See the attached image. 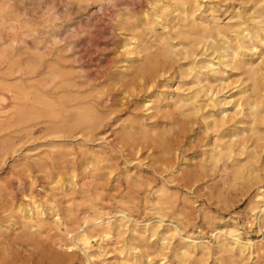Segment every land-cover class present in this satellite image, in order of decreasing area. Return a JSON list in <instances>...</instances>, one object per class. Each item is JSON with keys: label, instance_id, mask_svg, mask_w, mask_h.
<instances>
[{"label": "rangeland", "instance_id": "374dc122", "mask_svg": "<svg viewBox=\"0 0 264 264\" xmlns=\"http://www.w3.org/2000/svg\"><path fill=\"white\" fill-rule=\"evenodd\" d=\"M0 2V264H264V0Z\"/></svg>", "mask_w": 264, "mask_h": 264}, {"label": "bare ground", "instance_id": "6f19581e", "mask_svg": "<svg viewBox=\"0 0 264 264\" xmlns=\"http://www.w3.org/2000/svg\"><path fill=\"white\" fill-rule=\"evenodd\" d=\"M52 1V0H51ZM66 1V0H65ZM72 1V0H71ZM74 1H76V0H74ZM78 1V0H77ZM94 1V0H93ZM18 2H19V0H18ZM57 2V1H56ZM59 2V1H58ZM84 2V1H83ZM90 2H91V0H90ZM157 2H158V0H157ZM161 2V1H160ZM194 2H196V1H194ZM203 2V1H202ZM46 3V2H45ZM88 3V2H87ZM144 3V2H143ZM164 3V2H163ZM172 3V2H171ZM20 4H21V2H20ZM72 4H74V3H72ZM79 3L77 2V5H78ZM0 5H1V2H0ZM17 5V4H16ZM16 5H15V2H14V6L16 7ZM24 5V4H23ZM54 5V4H53ZM52 5V6H53ZM120 5V4H119ZM166 5H168L169 6V4H166ZM180 5V4H179ZM194 5V4H193ZM13 6V7H14ZM144 6H146V5H144ZM149 6H150V4H149ZM163 6H164V4H163ZM199 6H200V4H199ZM198 6V7H199ZM203 6V5H202ZM2 7L4 8V6L2 5ZM20 7V6H19ZM28 7V6H27ZM27 7H25V8H27ZM33 7V6H32ZM54 7V6H53ZM55 7H56V5H55ZM120 7V6H119ZM139 7V6H138ZM175 7V6H174ZM25 8H23V9H25ZM39 8H40V6H39ZM82 8V7H81ZM86 8V7H85ZM186 8V7H185ZM197 8V7H196ZM233 8V7H232ZM4 9H6V8H4ZM4 9H2V10H4ZM22 9V8H21ZM38 9V8H37ZM147 9V8H146ZM30 10H31V8H30ZM34 10L35 9H33V12H34ZM43 10V9H42ZM127 10V9H126ZM144 10V9H143ZM154 10H155V8H154ZM239 10V9H238ZM245 10V9H244ZM6 11V10H5ZM10 11V10H9ZM23 11V10H22ZM32 11V10H31ZM50 11V10H49ZM19 12V11H18ZM21 12V11H20ZM24 12V11H23ZM51 12V11H50ZM58 12V11H57ZM248 12V11H247ZM9 13V12H8ZM49 13V12H48ZM119 13V12H118ZM211 13V12H210ZM4 14H6V12L4 13ZM34 14V13H33ZM36 14H39L38 12L36 13L35 12V15ZM55 14V13H54ZM30 15V14H29ZM118 15V14H117ZM157 15V14H156ZM209 15V14H208ZM207 15V16H208ZM0 16H1V14H0ZM14 16V15H13ZM31 16H32V12H31ZM57 16V15H56ZM211 16V15H210ZM213 16V15H212ZM2 17H4V16H2ZM15 17V16H14ZM17 17V16H16ZM37 17V16H36ZM35 17V18H36ZM55 17V16H54ZM52 18L53 20H55V18ZM38 18H39V16H38ZM40 18H41V16H40ZM118 18V17H117ZM160 18V17H159ZM184 18V17H183ZM17 19V18H16ZM51 19V20H52ZM56 19H59V17L58 18H56ZM61 19V18H60ZM162 19H164V18H162ZM161 19V20H162ZM195 19V18H194ZM216 19V18H215ZM2 20V19H1ZM4 20V19H3ZM18 20V19H17ZM160 20V19H159ZM174 20V19H173ZM178 20V19H177ZM201 20V19H200ZM13 21V20H12ZM30 21V20H29ZM35 21V20H34ZM47 21V20H46ZM57 21V20H56ZM122 21V20H121ZM6 22V21H5ZM141 22V21H140ZM158 22V21H157ZM35 23H36V21H35ZM129 23V22H128ZM215 23V22H214ZM216 23H218V22H216ZM4 25V24H3ZM9 25V24H8ZM17 25H18V22H17ZM29 25V24H28ZM45 25V24H44ZM121 25V24H120ZM158 25V24H157ZM247 25V24H246ZM36 26V25H35ZM39 26H41V25H39ZM39 26H38V28H39ZM47 26H48V24H47ZM52 26V25H51ZM203 26H204V24H203ZM15 27V26H14ZM53 27H54V24H53ZM24 28V27H23ZM27 29H29L28 28V26L26 27ZM52 28V27H51ZM20 29V28H19ZM22 29V28H21ZM41 29V28H40ZM152 29H155V28H152ZM15 30V29H14ZM13 30V31H14ZM44 30V29H43ZM32 31V30H31ZM116 31V30H115ZM36 33V32H35ZM47 33V32H46ZM169 33V32H168ZM48 34V33H47ZM115 34V33H114ZM11 35V34H10ZM26 35V34H25ZM40 35V34H39ZM130 35V34H129ZM1 36V35H0ZM57 36V35H56ZM40 37H42V36H40ZM52 37V36H51ZM167 37V36H166ZM228 37V36H227ZM237 37V36H236ZM28 38V37H27ZM140 38V37H139ZM21 39H23V38H21ZM26 39V38H25ZM40 39H43V38H40ZM39 39V40H40ZM236 39V38H235ZM223 40V39H222ZM238 40V39H237ZM262 40H264V39H262ZM28 41H30V39H28ZM27 41V42H28ZM7 42V41H6ZM13 42V41H12ZM19 42V41H18ZM174 43V42H173ZM9 44V43H8ZM16 44H17V42H16ZM131 44V43H130ZM144 44V43H143ZM21 45H22V43H21ZM256 45V44H255ZM258 45V44H257ZM28 46V45H27ZM42 46H44V45H42ZM252 46H253V44H252ZM47 47V46H46ZM125 47V46H124ZM230 47V46H229ZM42 48H44V47H42ZM41 48V49H42ZM40 49V50H41ZM46 49V48H45ZM226 49H227V47H226ZM242 49V48H241ZM13 49H12V47H10L9 49H4V50H1L0 51V59L1 60H3V61H5V63H6V67H5V70L4 71H2V74H3V76L4 77H7V76H13V74H15V73H21V75H22V71H23V69H27V70H33L36 66H37V63L36 62H34V63H28L27 65H25V68H23L22 67V65H19V63H17L15 60L14 61H12V60H10L11 58H10V54H11V51H12ZM39 50V49H38ZM40 50H39V52H40ZM134 50V49H133ZM224 51L222 52V51H220V56H222V57H224V55H223V53L225 52V49H223ZM42 51H44V49L42 50ZM46 51V50H45ZM44 51V52H45ZM229 51V50H228ZM48 53V52H47ZM119 53V52H118ZM132 53V52H131ZM130 53V54H131ZM219 53V52H218ZM242 53V52H241ZM240 53V54H241ZM45 54V53H44ZM126 54V53H125ZM133 54V53H132ZM139 53H137V55H138ZM184 54V53H183ZM186 54V53H185ZM249 54V53H248ZM46 55V54H45ZM246 55V54H245ZM259 55V54H258ZM39 56V55H38ZM41 56V55H40ZM140 56V55H139ZM18 57V56H17ZM213 57H214V55H213ZM212 57V58H213ZM228 57V56H227ZM235 57H239V54H238V51H237V54H235ZM248 57V56H247ZM19 58V57H18ZM39 58H41V57H39ZM124 58V57H123ZM129 58V57H128ZM225 59V58H224ZM130 60V59H129ZM249 60V59H248ZM217 61V60H216ZM1 64H3V62H1ZM40 64V63H39ZM191 64V63H190ZM190 66H192V65H190ZM209 66H210V71H211V75H217V72H218V70L216 69V67L214 66V64L213 63H210L209 64ZM218 66V65H217ZM111 68V67H110ZM228 68V67H227ZM37 69V68H36ZM66 69V68H65ZM2 70V69H1ZM199 70V69H198ZM231 70V69H230ZM56 71V70H55ZM69 71V70H68ZM31 72V71H30ZM53 72V71H52ZM197 72V71H196ZM29 73V72H28ZM182 73V72H181ZM200 73V72H199ZM199 73L197 74V76L199 75ZM25 74V73H24ZM234 74V73H233ZM117 75V74H116ZM23 76V75H22ZM16 77V76H15ZM80 77V76H79ZM218 77V76H217ZM12 78H14V76L12 77ZM11 79V78H10ZM23 79V78H22ZM51 79V78H50ZM54 79V78H53ZM244 79V78H243ZM116 80V79H115ZM156 80V79H155ZM224 80V79H223ZM240 80V79H239ZM3 81V80H2ZM18 81V80H17ZM225 81V80H224ZM6 82V81H5ZM8 82H10L9 81V79H8ZM69 82V81H68ZM199 82V81H198ZM226 83V82H225ZM58 84V83H57ZM68 84V83H67ZM149 84V83H148ZM31 85V84H30ZM71 85V84H70ZM79 85V84H78ZM85 85V84H84ZM247 85V84H246ZM131 86H133V85H131ZM41 87V86H40ZM45 87V86H44ZM47 88V87H46ZM226 89V88H225ZM250 89V88H249ZM66 90V89H65ZM1 91V90H0ZM165 91V90H164ZM247 91V90H246ZM1 92H3V91H1ZM31 92V91H30ZM43 92V91H42ZM124 92V91H123ZM179 92V91H178ZM213 92V91H212ZM224 92V91H223ZM244 92V91H243ZM125 93H127V92H125ZM179 93H182V92H179ZM15 94V93H14ZM185 94V93H184ZM187 94V93H186ZM211 94V93H210ZM213 94V93H212ZM248 94V93H247ZM182 95V94H181ZM168 96V95H167ZM49 97V96H48ZM130 97V96H129ZM218 97H219V95H218ZM226 97H228V96H226ZM166 98V97H165ZM170 98V97H169ZM216 98V97H215ZM224 98V97H223ZM122 100V99H121ZM233 100V98H230V100L229 101H227L226 103H230L231 101ZM36 101V100H35ZM75 101V100H74ZM181 101V100H180ZM90 102V101H89ZM212 102H214V101H212ZM226 103H224V104H226ZM218 104H220L221 106L223 105V103L221 102V101H219V102H217V103H215V105H218ZM227 105V104H226ZM38 106V105H37ZM92 106V105H91ZM162 106V105H161ZM231 106V105H230ZM236 106L237 107H239L240 106V102H237V104H236ZM67 107V106H66ZM218 107V106H217ZM225 107H228V105L227 106H225ZM235 107V106H234ZM76 108V107H75ZM224 108V107H223ZM251 108H253L254 110H257V108H258V103H253V105H251ZM66 109V108H65ZM187 109V108H186ZM219 110H221V112L222 113H224L225 111H226V109H221V107H220V109ZM244 110V109H243ZM187 111V110H186ZM205 111H207V110H205ZM150 112V111H149ZM188 112V111H187ZM256 112V111H255ZM196 113V112H195ZM207 113V112H206ZM67 114V113H66ZM134 114V113H133ZM76 115V114H75ZM139 115V114H138ZM217 116V115H216ZM223 116H224V114H223ZM242 116V115H241ZM215 117V116H214ZM226 117V116H225ZM241 118V117H240ZM89 119V115H87V114H81V115H79V118L77 119V123H79V122H82V121H87ZM201 120H203V119H201ZM158 121V120H157ZM205 121H208V120H205ZM209 123V122H208ZM211 123V122H210ZM147 124V123H146ZM151 124V123H150ZM207 124V123H206ZM212 124V123H211ZM100 125V124H99ZM76 126V125H75ZM206 126V125H205ZM211 126V125H210ZM220 126H222V125H220ZM93 127V126H92ZM213 127V126H212ZM223 127V126H222ZM228 128V127H227ZM97 129V128H96ZM134 129V128H133ZM231 129V128H230ZM32 130V129H31ZM61 132V131H60ZM57 133H59V132H57ZM211 134V133H210ZM58 135H60V133L58 134ZM101 135V134H100ZM217 135H218V133H217ZM79 136H80V134H79ZM82 138H83V136H81ZM85 137V136H84ZM87 137V136H86ZM57 138H58V136H57ZM60 138V137H59ZM65 139V138H64ZM45 140V139H44ZM26 143V142H25ZM91 143V142H90ZM218 143V142H217ZM17 146V145H16ZM87 146V145H86ZM200 146H202V145H200ZM241 146V145H240ZM217 147H218V145H217ZM209 149V148H208ZM217 149V148H216ZM221 149V148H220ZM224 149V148H223ZM222 149V150H223ZM19 152V151H18ZM228 152V151H227ZM217 153V152H216ZM262 153V152H261ZM69 154V153H68ZM231 155H233V154H230V156ZM216 156V155H215ZM218 157V156H217ZM233 157V156H232ZM217 160V159H216ZM239 160V159H238ZM181 164H182V162H181ZM243 165V164H242ZM128 171H130V170H128ZM27 172V171H26ZM28 176V175H27ZM242 176V175H241ZM258 177V176H257ZM73 178V177H72ZM250 179H251V177H250ZM65 180H66V178H65ZM67 181V180H66ZM72 181V180H71ZM58 183V182H57ZM60 183V182H59ZM68 183V182H67ZM69 184V183H68ZM57 185V184H56ZM262 185V184H261ZM41 189V188H40ZM153 192V191H152ZM157 195V194H156ZM162 195V194H161ZM261 196L262 197V199H264V187H260L259 188V190H258V194H257V196ZM156 199V198H155ZM160 200V199H159ZM254 201V200H253ZM118 202V201H117ZM121 202V201H120ZM125 202V201H124ZM158 202V201H157ZM126 203V202H125ZM168 203V202H167ZM160 204V203H159ZM158 204V205H159ZM37 205V204H36ZM41 205V204H40ZM154 206V205H153ZM29 207V206H28ZM158 207H161V206H158ZM41 208V207H40ZM118 208V207H117ZM121 207H119V209H120ZM126 208V207H125ZM20 209V208H19ZM18 209V210H19ZM153 209V208H152ZM41 210H42V208H41ZM121 210H122V208H121ZM121 210H119V211H121ZM126 210V209H125ZM156 210V209H155ZM262 210H264V209H262ZM42 211H44V210H42ZM57 211V210H56ZM151 211V210H150ZM158 212H157V214L159 213H161L162 214V212H159L160 210H157ZM115 212V211H114ZM117 212V211H116ZM123 212V211H122ZM25 213V212H24ZM29 213V212H28ZM30 213H31V211H30ZM35 213V212H34ZM41 213V212H40ZM43 213V212H42ZM118 213V212H117ZM116 213V214H117ZM257 213V212H256ZM259 213L260 212H258V215H259ZM44 214V213H43ZM116 214L114 215V216H116ZM154 214V213H153ZM41 215V214H40ZM118 215V214H117ZM122 215V214H121ZM15 216V215H14ZM22 216V215H21ZM24 216V215H23ZM58 216V215H57ZM120 216V215H119ZM123 216V215H122ZM126 216V215H125ZM101 217V215H98V218H100ZM127 217V216H126ZM125 217V218H126ZM160 217V216H159ZM162 217H164V216H162ZM25 218V217H24ZM30 218V217H29ZM32 218V217H31ZM30 218V219H31ZM34 219V218H33ZM32 219V220H33ZM103 219V218H102ZM163 219V218H162ZM161 219V220H162ZM146 220V219H145ZM165 220V219H164ZM107 221V220H106ZM116 221V220H115ZM160 222V221H159ZM171 222V221H170ZM161 223V222H160ZM174 223V222H173ZM98 224H99V226H100V230H101V232L103 233V234H105V235H110L113 231H114V226L112 225V224H110L109 223V221H107V222H103V221H99L98 222ZM144 224V223H143ZM184 224V223H183ZM30 225V224H29ZM28 225V226H29ZM152 225V224H151ZM166 225V224H165ZM171 225H173V224H171ZM37 226V225H36ZM156 226V225H155ZM176 226V225H175ZM174 226V227H175ZM38 227V226H37ZM41 227V226H40ZM159 227H160V225H159ZM124 228V227H123ZM172 228H173V226H172ZM225 228V227H224ZM259 228V227H258ZM84 229V228H83ZM161 229H163V228H161ZM260 229V228H259ZM33 230V229H32ZM128 230V229H127ZM130 230V229H129ZM134 230V229H133ZM175 230V229H174ZM173 230V231H174ZM262 230V229H261ZM75 231V230H74ZM138 231V230H137ZM149 231H150V229H149ZM148 231V232H149ZM159 231H160V229H159ZM173 231H172V233H173ZM176 231H177V229H176ZM182 230H180V232H181ZM35 232H36V230H35ZM152 232H154V229H152ZM175 232V231H174ZM222 232V231H221ZM226 231H224L223 233H225ZM234 232H236V231H234ZM29 233V232H28ZM127 233V232H126ZM126 233H125V235H126ZM150 233H151V231H150ZM156 233V232H155ZM172 233H169V234H172ZM176 233H178V232H176ZM69 234V233H68ZM124 234V233H123ZM164 234V233H163ZM168 234V236H171V235H169ZM131 235V234H130ZM155 235V234H154ZM180 235H181V233H180ZM183 235V234H182ZM174 236V235H173ZM197 236H198V234H197ZM231 236V240H232V242L236 245V249L238 250V252H240V253H242L246 248H248L250 245H251V243L252 242H250V240L249 239H247L248 241L247 242H241V239H240V237H239V235H237V234H231L230 235ZM101 237V236H100ZM99 237V238H100ZM124 237V236H123ZM131 237V236H130ZM155 237V236H154ZM172 237V236H171ZM184 240L186 239L187 241H194V239L193 238H191L190 236H186V234H185V236L183 237V236H181ZM200 237H202L201 235H200ZM225 237V236H224ZM74 238V237H73ZM107 238V237H106ZM134 238V237H133ZM132 238V239H133ZM204 238V237H203ZM226 238V237H225ZM110 239H111V237H110ZM119 239V238H118ZM137 239V238H136ZM157 239V238H156ZM107 240V239H106ZM178 240H179V238H178ZM197 240V239H196ZM242 240H245V239H242ZM74 241H75V243L76 244H78V246L79 245H81L82 246V248H83V250L85 251V255H87V256H91L92 255V252H91V247H90V238H89V236L87 235V233H81V234H78V235H76L75 236V238H74ZM112 241V240H111ZM120 241V240H119ZM128 241V240H127ZM138 241V240H137ZM192 241V242H193ZM105 242V241H104ZM162 242V241H161ZM172 242V241H171ZM185 242V241H184ZM183 242V243H184ZM200 242V241H199ZM198 242V243H199ZM197 243V242H196ZM247 243V244H246ZM124 244V243H123ZM125 244H127V243H125ZM138 244V243H137ZM195 244V243H194ZM217 244H221L220 246H222V245H224L223 243H221V241L217 238ZM3 245V244H2ZM102 245H104V244H102ZM129 245H131V244H129ZM157 245V244H156ZM193 246V245H192ZM216 246V245H215ZM69 247V246H68ZM100 247H101V245H100ZM132 247V246H131ZM158 247V246H157ZM59 248V247H58ZM98 248V247H97ZM129 248V247H128ZM233 248H234V246H233ZM101 249H103V248H101ZM121 249V248H120ZM137 249H138V247H137ZM174 249V248H173ZM194 249V248H193ZM232 249V248H231ZM98 250V249H97ZM125 250V248H123L122 250H120V251H124ZM128 250V249H127ZM185 250V249H184ZM99 251V250H98ZM105 251H106V249H105ZM126 251V250H125ZM171 251H172V249H171ZM198 251V250H197ZM234 251V250H233ZM252 251V250H251ZM135 252V251H134ZM186 252V251H185ZM191 252V251H190ZM43 253V252H42ZM87 253V254H86ZM124 253V252H123ZM128 253V252H127ZM137 253V252H136ZM163 253V252H162ZM188 253V252H187ZM83 254H84V252H83ZM97 254V253H96ZM100 254V253H99ZM102 254H105L104 253V251H103V253ZM129 254V253H128ZM131 254V253H130ZM177 254V253H176ZM179 254V253H178ZM197 254V253H196ZM188 255V254H187ZM98 256V255H97ZM121 256V255H120ZM131 256V255H130ZM135 256H137V255H135ZM151 256H153V255H151ZM176 256H178V255H176ZM211 256V255H210ZM86 257V256H85ZM92 257V256H91ZM95 257V256H94ZM139 257V256H138ZM146 257V256H145ZM156 257V256H155ZM161 257V256H160ZM170 257V256H169ZM195 257V256H194ZM205 257V256H204ZM141 258V260H142V257H139V259ZM147 258V257H146ZM149 258V257H148ZM165 258H167V257H165ZM171 258H172V256H171ZM88 259V258H87ZM163 259V258H162ZM131 260H132V258H131ZM141 260H139V261H141ZM149 260V259H148ZM161 260V259H160ZM178 260V259H177ZM187 260V259H186ZM208 260V259H207ZM133 262V261H132ZM166 262H167V260H166ZM180 262V261H179ZM186 262V261H185ZM198 262V261H197ZM150 263H151V261H150ZM175 263V262H174ZM208 263V262H207ZM118 264V263H117ZM134 264V263H133ZM151 264H153V263H151ZM182 264V263H181ZM187 264H188V262H187Z\"/></svg>", "mask_w": 264, "mask_h": 264}]
</instances>
